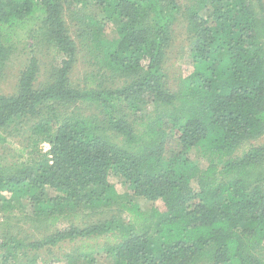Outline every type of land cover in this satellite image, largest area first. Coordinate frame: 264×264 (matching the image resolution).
Here are the masks:
<instances>
[{"label": "trees", "instance_id": "16d2710c", "mask_svg": "<svg viewBox=\"0 0 264 264\" xmlns=\"http://www.w3.org/2000/svg\"><path fill=\"white\" fill-rule=\"evenodd\" d=\"M182 18L192 65L172 80ZM28 41L53 64L43 82L31 53L0 94V210L28 202L46 234L0 235V264L76 242L114 264H264V0H0V81ZM81 46L90 70L73 85ZM81 251L56 262L95 263Z\"/></svg>", "mask_w": 264, "mask_h": 264}, {"label": "rangeland", "instance_id": "374dc122", "mask_svg": "<svg viewBox=\"0 0 264 264\" xmlns=\"http://www.w3.org/2000/svg\"><path fill=\"white\" fill-rule=\"evenodd\" d=\"M182 3H190V0H181ZM98 9L95 6H90L88 8L81 7L79 8V18L89 17L92 13L96 17L99 16ZM67 22L70 28V33L79 44V24L75 21L71 15L67 17ZM113 28L107 29V34H111ZM173 40L167 52V58L165 62V70L172 78V80L178 78L179 75H183L186 73V69L190 68L192 65L191 58V49L193 46V39H190L187 33V24L184 18H182L181 22L177 23L172 32ZM29 43V44H28ZM27 45H22L19 51L14 55L11 59L7 70L5 72L4 78L0 81V94L1 95H13L18 86L19 77L22 71L25 69L26 64L29 61L31 53H35L41 61L42 67V78L45 82L48 78V70L53 64V57L51 52L47 47H43L38 44L36 41H28ZM81 45V44H80ZM80 56L79 63L76 68L72 72L71 80L73 85L82 84L83 77L85 73L90 70L88 65L89 56L87 52L80 47ZM41 78V79H42ZM256 145L264 144V137L254 142ZM43 149L45 151V145H43ZM5 156L8 157V161L13 162L14 159H10L13 156V153L7 151ZM16 160V159H15ZM112 184L115 186V193L117 196L121 198H125L126 196L131 197L142 206L144 210H150L153 206V203L144 199L138 198L133 195L128 185H124L123 181L117 179L115 177L111 178ZM49 196H53V192L49 193ZM116 211H109L107 214H116ZM32 216V208L30 207L28 202H23L22 204H17L13 206L8 212H4L0 210V235L7 234L11 236L21 237L25 242H33L41 239L46 234V229L40 223H38L36 218H30ZM86 216V214H85ZM97 217L91 216L88 218V222L86 219H83L80 222V225H84L86 223L91 224L96 221ZM95 244H91V246H85L79 242H76L75 245H67L60 251V248L51 249L50 252H41L36 261V264H70L69 261L64 260L62 262H56L58 258L65 257L67 254L76 253L78 251H84L85 254L91 255V259H94V264H114L113 261L106 258L105 255H102L100 249L96 250L94 253L91 252ZM81 251V252H82ZM84 252H82L84 254ZM93 253V254H91ZM75 262V259H73Z\"/></svg>", "mask_w": 264, "mask_h": 264}, {"label": "built area", "instance_id": "2783aa9c", "mask_svg": "<svg viewBox=\"0 0 264 264\" xmlns=\"http://www.w3.org/2000/svg\"><path fill=\"white\" fill-rule=\"evenodd\" d=\"M45 145V150H48L49 149V145L48 144H44Z\"/></svg>", "mask_w": 264, "mask_h": 264}]
</instances>
